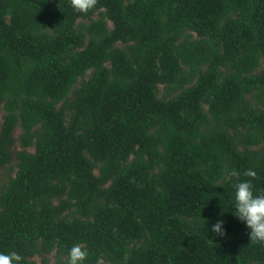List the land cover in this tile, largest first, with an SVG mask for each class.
Wrapping results in <instances>:
<instances>
[{
    "label": "trees",
    "instance_id": "16d2710c",
    "mask_svg": "<svg viewBox=\"0 0 264 264\" xmlns=\"http://www.w3.org/2000/svg\"><path fill=\"white\" fill-rule=\"evenodd\" d=\"M0 112V251L264 264L230 211L264 190V0H0Z\"/></svg>",
    "mask_w": 264,
    "mask_h": 264
},
{
    "label": "clouds",
    "instance_id": "9594fccd",
    "mask_svg": "<svg viewBox=\"0 0 264 264\" xmlns=\"http://www.w3.org/2000/svg\"><path fill=\"white\" fill-rule=\"evenodd\" d=\"M97 0H70L71 7L80 13H86L92 9ZM235 169L227 172V177L239 176ZM247 177H255L254 169H246L243 173ZM234 194L232 198L231 214L244 223L248 230L249 239L253 242L264 244V190L255 189L252 180H240L233 185ZM211 231L216 236L227 235L225 221L216 219L211 224ZM88 251L79 243H74L68 249L65 264H85ZM25 257L16 251H0V264H24ZM96 264H103L102 259L97 258Z\"/></svg>",
    "mask_w": 264,
    "mask_h": 264
},
{
    "label": "rangeland",
    "instance_id": "374dc122",
    "mask_svg": "<svg viewBox=\"0 0 264 264\" xmlns=\"http://www.w3.org/2000/svg\"><path fill=\"white\" fill-rule=\"evenodd\" d=\"M90 73L88 71L87 75ZM162 90H163V85H160V96H162ZM3 114L4 112H0V124L3 121ZM1 129V126H0ZM21 132V129L18 127L15 130V135L16 137L19 135ZM17 148H20L19 145L16 146ZM16 160L14 159L10 165H6L0 169V193L2 188L6 185L8 182L10 176H15L16 174ZM45 258L48 262V264H55L56 258H55V253L52 252L51 254H47L45 256H36L35 259L37 261H42V259Z\"/></svg>",
    "mask_w": 264,
    "mask_h": 264
}]
</instances>
